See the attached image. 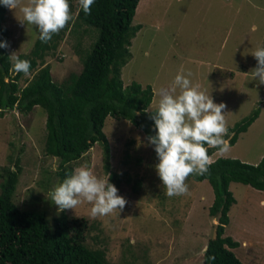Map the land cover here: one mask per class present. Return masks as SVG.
<instances>
[{
  "label": "rangeland",
  "instance_id": "1",
  "mask_svg": "<svg viewBox=\"0 0 264 264\" xmlns=\"http://www.w3.org/2000/svg\"><path fill=\"white\" fill-rule=\"evenodd\" d=\"M28 2L21 0L15 11L5 8L1 25L6 29L8 56L26 53L38 33L35 26L22 23L20 7ZM68 3L71 20L67 30L54 54L43 58L55 82L80 68L74 41L75 32H82L84 26L72 28L78 0ZM131 24L139 27L127 46L128 57L119 68V78L122 85L130 81L149 85L151 98L145 110L156 108L159 91L169 89L177 74L190 72L193 86L210 93L214 103L226 105V140L235 122L258 109L229 150L220 153L214 148L209 160L221 156L255 163L263 157L264 85L244 73L257 64L252 53L264 47V0H137ZM80 37V47L88 45L93 30L86 28ZM43 120L44 112L38 106L26 113L15 106L1 112L0 170L5 166L13 169L12 161L17 159L13 203L19 209L43 212L50 222L58 214L48 196L52 184H57V159L43 154ZM101 131L108 144L109 171L128 179H120L116 186L127 204L118 213L96 218L90 215L92 205L86 201L64 210L67 216L83 217L91 226L85 245L101 248L107 264H200L216 222L207 214L212 193L206 180L187 178L188 193L168 197L155 171L156 154L138 128L107 115ZM102 164L96 142L69 162L71 173L86 166L105 178L108 170ZM135 179L139 184L132 192L130 184ZM227 188L234 201L226 213L223 235L237 243L230 250L241 264H264V192L238 182H229Z\"/></svg>",
  "mask_w": 264,
  "mask_h": 264
},
{
  "label": "trees",
  "instance_id": "2",
  "mask_svg": "<svg viewBox=\"0 0 264 264\" xmlns=\"http://www.w3.org/2000/svg\"><path fill=\"white\" fill-rule=\"evenodd\" d=\"M136 2L95 0L87 15L78 3L72 28L84 26L82 32H75L74 41L80 68L76 73H67L59 82L51 79L49 63L43 58L54 54L66 26L47 43L41 42L37 33L30 49L16 55L30 61L28 76L14 72L6 49L0 48V114L14 106L20 113H26L33 106L43 110L42 151L57 159V184H52L51 189L71 174L69 162L95 142L100 145L102 167L108 170L109 183L116 187L124 178L109 171L108 144L101 131L105 116L127 120L146 138L155 135L151 117L156 108L145 110L151 98L149 85L135 81L122 85L119 78V68L128 57L127 46L139 27V24H131ZM5 8L0 4V42L6 41V29L1 25ZM86 28L93 30V39L80 47V35ZM257 113V108L252 109L233 124L232 134L227 138L229 145ZM150 146L155 153L154 146ZM213 149L209 148L208 154ZM16 160L12 161L13 169L5 166L0 170V264H107L101 248L85 245V234L91 226L83 217L67 216L62 211L48 222L43 212L19 209L13 203L11 196L18 172ZM188 178L206 180L212 193L207 214L216 219L205 241L200 264H241L230 250L236 246V241L223 235L226 213L234 201L227 185L238 182L264 191V156L255 163L217 156L209 160L206 173ZM138 184V179L133 180L130 190L136 192Z\"/></svg>",
  "mask_w": 264,
  "mask_h": 264
},
{
  "label": "clouds",
  "instance_id": "3",
  "mask_svg": "<svg viewBox=\"0 0 264 264\" xmlns=\"http://www.w3.org/2000/svg\"><path fill=\"white\" fill-rule=\"evenodd\" d=\"M94 2L78 0L86 15L90 14ZM20 3L21 0H0V4L12 11ZM20 12L22 23L35 26L38 39L43 43L58 34L71 20L68 0H29L27 5L20 7ZM8 46L6 41L0 42V48ZM15 53L8 57L12 70L29 75L30 61L20 59ZM252 56L257 64L244 74L250 73L252 80L264 85V47H258ZM190 76V72L177 74L169 89L159 91L156 111L151 117L155 135L147 137L158 159L156 174L168 197L187 194V178L208 171L209 148H215L220 153L229 150V142L224 138L228 135L224 114L226 105L214 103L210 93L192 85ZM109 178V175L99 178L91 169L81 166L54 186L48 196L58 212L73 210L86 201L92 205L90 215L93 218L118 213L127 201L118 195V189L109 183Z\"/></svg>",
  "mask_w": 264,
  "mask_h": 264
},
{
  "label": "crops",
  "instance_id": "4",
  "mask_svg": "<svg viewBox=\"0 0 264 264\" xmlns=\"http://www.w3.org/2000/svg\"><path fill=\"white\" fill-rule=\"evenodd\" d=\"M262 192H264V191H262Z\"/></svg>",
  "mask_w": 264,
  "mask_h": 264
}]
</instances>
